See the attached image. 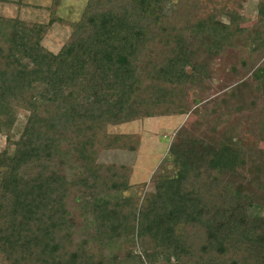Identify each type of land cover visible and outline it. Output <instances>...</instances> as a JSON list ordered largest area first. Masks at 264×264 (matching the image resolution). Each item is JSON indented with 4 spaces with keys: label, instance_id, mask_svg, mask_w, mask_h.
I'll use <instances>...</instances> for the list:
<instances>
[{
    "label": "trees",
    "instance_id": "1",
    "mask_svg": "<svg viewBox=\"0 0 264 264\" xmlns=\"http://www.w3.org/2000/svg\"><path fill=\"white\" fill-rule=\"evenodd\" d=\"M245 1L88 0L67 22L54 0L48 23L0 16V264H264V217L252 212L264 206V161L249 168L233 137L181 128L141 193L131 167L99 162L102 149L140 145L110 125L190 118L191 89L212 77L199 55L227 49L250 78L228 94L251 89L242 103L264 142V0L253 25ZM55 24L72 28L58 53L42 44Z\"/></svg>",
    "mask_w": 264,
    "mask_h": 264
},
{
    "label": "rangeland",
    "instance_id": "2",
    "mask_svg": "<svg viewBox=\"0 0 264 264\" xmlns=\"http://www.w3.org/2000/svg\"><path fill=\"white\" fill-rule=\"evenodd\" d=\"M0 3V16L19 18L27 22L48 23L51 18L50 7L54 0H9ZM88 0H61L57 9V16L67 22H77L81 19ZM258 0H246L244 13L247 17L246 25H253L257 21ZM224 20H227L224 18ZM72 28L69 25L55 24L44 38L42 44L48 50L58 53L69 39ZM200 61H207L212 70L211 79L204 84L205 90L193 87L189 94V101L193 112L184 116H163L135 120L123 124L110 125L109 133L133 134L139 138L140 145L136 152L111 148L102 149L99 155L100 163L125 165L132 168L131 184L148 186L138 187V193L144 189L153 190L152 178L163 166L161 162L168 153L169 147L177 137L178 131L186 127L192 135L206 140H220L225 136L234 140L247 153L249 168L261 165L264 159L260 150L264 146L257 122V109L250 112L248 105L243 104L248 99L251 89L241 88L239 96H229L228 92L239 86L240 81L250 80L246 71L240 65L241 51L227 49L219 57L205 58L199 55ZM245 76V77H244ZM243 100V101H241ZM202 101L200 104H198ZM245 105V107L243 106ZM195 109V110H194ZM29 113L19 110L17 122L11 137L18 139ZM7 146V138L0 135V149ZM168 168H172L169 164ZM249 173L237 169L235 177L246 183ZM252 212L264 217V206L256 205ZM135 241L128 240L125 248H134Z\"/></svg>",
    "mask_w": 264,
    "mask_h": 264
}]
</instances>
